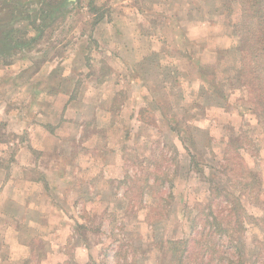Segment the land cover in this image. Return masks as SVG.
I'll use <instances>...</instances> for the list:
<instances>
[{"label":"clouds","instance_id":"obj_1","mask_svg":"<svg viewBox=\"0 0 264 264\" xmlns=\"http://www.w3.org/2000/svg\"><path fill=\"white\" fill-rule=\"evenodd\" d=\"M19 4L0 42V264H264V0ZM201 110L223 141L191 127Z\"/></svg>","mask_w":264,"mask_h":264},{"label":"crops","instance_id":"obj_2","mask_svg":"<svg viewBox=\"0 0 264 264\" xmlns=\"http://www.w3.org/2000/svg\"><path fill=\"white\" fill-rule=\"evenodd\" d=\"M7 2H9V0H5V3H3V4H1V6H3V5H7V4H12V5H16V6H20V4H19V0H10V2L11 3H7ZM135 4H148V3H156V4H159V3H163V2H165V0H134L133 1ZM136 12L137 13H140V12H142V8H140V7H137L136 8ZM162 18H163V14L161 13L159 16H157V17H155V18H153V19H151V20H149L148 22L150 23V24H152V25H157V24H159L161 21H162ZM18 19H20V18H14V20L12 21V26L10 27V28H13V25L18 21ZM12 31V29H9L8 31H6L5 33H4V35H3V38H5L6 39V41L8 40V35H9V33ZM157 40L159 39V37H157L156 38ZM6 41H2V42H6ZM164 43H166V42H161V45H160V52H163V51H165V49H164ZM2 46V45H1ZM209 54H210V52H209ZM169 55L171 56V53H169ZM217 55H218V57L215 59L216 60V62H218L219 61V59H220V57H219V53H217ZM160 57V53L159 52H157V51H155V50H153V52L152 53H150L148 56H146L145 57V63L146 64H153V63H155V64H157V65H159V58ZM210 63V62H209ZM111 70L112 71H116V69H115V67L114 66H111ZM207 71H208V69H201V74L202 75H206L207 74ZM163 72H167V74L166 75H163L162 77H163V80L164 81H167L168 79H172V82H173V85H175L176 83H178L179 81H178V77H179V75H180V72H179V69H176L174 66L173 67H169L168 65H164L163 66V68H162V73ZM170 72V73H169ZM133 80H135L137 77H136V75H133ZM69 100H71V99H73L72 97H69L68 98ZM199 105H197V108L199 109ZM141 108H139V109H137V112L136 113H131L130 114V119H133V118H136V119H139V116H138V113H139V110H140ZM68 111H69V107H68V105H67V103L64 105V107H63V109H62V112H63V114H64V118L65 119H67V120H69V121H71V119H72V117H70V116H68L67 115V113H68ZM141 111V110H140ZM225 111H227V109H225ZM44 113L43 112H41V115H43ZM191 119L193 120V119H200V120H202L203 121V123H205V126L207 125V124H209L210 123V121L208 120V117H207V113L205 112V111H203V110H201L200 111V115L199 116H197L195 113L192 115V117H191ZM201 123V122H200ZM3 126H6V125H3ZM202 126H204V124L202 125ZM37 127L40 129V131L38 132V133H36L37 134V136L39 137L40 136V132H46V133H52V132H54L55 131V128H54V126L52 125V124H50V123H48V124H39V125H37ZM206 128H208V127H206ZM198 129H201V128H198ZM211 131H213L211 128H209ZM90 131V130H89ZM89 133V132H88ZM130 132H126L125 133V135L127 136L128 134H129ZM35 134V133H34ZM131 134V133H130ZM18 135H20V134H18ZM83 135H85V130H84V132H83ZM88 136H89V134H88ZM21 144L23 143V140L21 139ZM182 146V145H181ZM186 150V149H185ZM28 151L29 152H32L34 155H36L37 153H38V155H37V159H39V157L40 156H44L45 155V150L43 149V148H34V147H29L28 148ZM84 153H86L87 154V152H84ZM53 154H55L57 157H58V155H59V153L56 151V146L55 145H53ZM25 163H27V160L25 161ZM52 163H53V159H52V154H49V157H48V159L47 160H45V161H41V166H42V168L44 169V172H45V174H47V172H48V169H49V167L52 165ZM41 179H43V177H41ZM31 183H33V184H35L36 183V180L34 179V180H32V181H30ZM42 188H43V190L44 191H47L48 190V188H49V185L47 184V183H44L43 185H42ZM3 193V188H0V194H2ZM50 207L54 210V214L55 213H62L64 216L65 215H68L69 214V212H67V211H64L63 209H61L60 207H58L56 204H50ZM68 213V214H67Z\"/></svg>","mask_w":264,"mask_h":264},{"label":"rangeland","instance_id":"obj_3","mask_svg":"<svg viewBox=\"0 0 264 264\" xmlns=\"http://www.w3.org/2000/svg\"><path fill=\"white\" fill-rule=\"evenodd\" d=\"M134 1V0H133ZM137 1V0H136ZM1 5V4H0ZM10 29H12V28H10ZM218 57V55L216 54V56H215V59ZM205 58L210 62V63H212L213 62V60H214V57H213V55H212V53L210 52V54L209 53H206L205 54ZM170 73V72H169ZM167 74V72H163L162 73V76L163 75H166ZM141 99H143V97H141ZM141 110V111H140ZM139 110V113H142L143 111H144V109L143 108H141ZM130 118V117H129ZM193 121V123H192V125H191V127H193V128H195L198 132H201V133H207L208 134V142L209 143H211V141L213 140V139H219V140H221V141H223V136H219V133L217 132V136L214 138L213 136H212V131L209 129V128H206L205 127V123H203V121L202 120H200V119H193L192 120ZM201 122V123H200ZM204 124V126H202ZM198 128H201V129H198ZM89 132V129H85V135H84V137H88V133ZM36 133H38V132H36ZM33 134V135H35L36 137H38L37 136V134ZM130 133L127 135V136H129L130 137ZM21 139L23 140V137L21 136ZM21 139H20V141H21ZM230 140H231V137L229 138ZM84 155L85 156H87V154L86 153H84ZM198 155H203V153H198ZM213 155L215 156L216 155V152L214 151L213 152ZM74 207H75V204L73 205ZM68 214V213H67ZM66 217H67V222H72L73 221V216L72 215H70V214H68V215H65ZM84 219V217H83V215H81L80 216V220H83ZM76 223H77V225L79 226V227H84V225H82V224H80L79 223V221H76ZM103 226V224L101 223V227Z\"/></svg>","mask_w":264,"mask_h":264},{"label":"flooded vegetation","instance_id":"obj_4","mask_svg":"<svg viewBox=\"0 0 264 264\" xmlns=\"http://www.w3.org/2000/svg\"><path fill=\"white\" fill-rule=\"evenodd\" d=\"M5 9L7 11H5ZM21 12H22L21 6H16L12 4H7L3 6L0 5V42L6 41V39L3 38V35L12 26L11 24L14 18H20V19L23 18L20 15Z\"/></svg>","mask_w":264,"mask_h":264},{"label":"trees","instance_id":"obj_5","mask_svg":"<svg viewBox=\"0 0 264 264\" xmlns=\"http://www.w3.org/2000/svg\"><path fill=\"white\" fill-rule=\"evenodd\" d=\"M69 2L71 3L72 0H69ZM254 76H253V80H254ZM257 102L264 104V84H258L257 85ZM213 209H210L207 213V215L209 217H211L213 215Z\"/></svg>","mask_w":264,"mask_h":264}]
</instances>
